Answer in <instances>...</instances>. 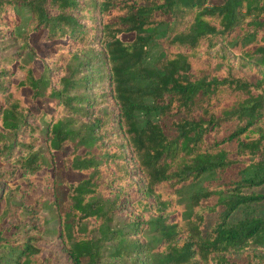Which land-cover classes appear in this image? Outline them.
<instances>
[{
  "label": "trees",
  "instance_id": "16d2710c",
  "mask_svg": "<svg viewBox=\"0 0 264 264\" xmlns=\"http://www.w3.org/2000/svg\"><path fill=\"white\" fill-rule=\"evenodd\" d=\"M3 198L0 264H50L53 219L72 264H264V0H0Z\"/></svg>",
  "mask_w": 264,
  "mask_h": 264
},
{
  "label": "rangeland",
  "instance_id": "374dc122",
  "mask_svg": "<svg viewBox=\"0 0 264 264\" xmlns=\"http://www.w3.org/2000/svg\"><path fill=\"white\" fill-rule=\"evenodd\" d=\"M46 31L45 29H40L36 32H32L29 35V39L31 41V44L36 48L37 54L40 57H49L51 60L55 57V45L61 43L60 40H47L46 39ZM122 39L124 40H131L132 34H122ZM2 44L5 46L6 50L5 52H10L16 49V46H14V42L11 39H7L2 42ZM51 60H45L42 59H36L33 61V66L35 68V72H40L43 70V67L49 63L51 65ZM14 66V65H13ZM14 76H20V73L18 71H14ZM23 96H25V102L28 103V105L32 108L34 111H39L40 109H43L45 111H50V104L51 99L49 98H38V99H31L30 93L28 90L22 91ZM69 151L68 147H64L61 149L60 152L56 153V163L60 166V161L63 156H65ZM68 170H61L62 176L66 174V177L68 180H72L71 176L68 174ZM63 176V177H64ZM42 178V175L37 174L35 179L34 186L28 187L25 185L20 177H16L9 185L11 188L17 187V185L20 183V188H23L24 190L18 191L15 193L14 200L16 202L22 201L25 202L26 205H29L34 202L35 198L40 196L43 193V183L40 182ZM57 183H54V187ZM2 190V188H1ZM58 195L64 199L66 188L63 185L59 186L58 189ZM6 199H0V211L3 208L5 204ZM14 204L11 203V206ZM123 213L114 215L113 221L111 222V225L116 228H120L125 226L126 227V220L128 219V214L130 213V209L128 207L123 208ZM51 217V215H50ZM13 222H18V220H13ZM21 223L27 224V215L23 217V219L20 221ZM47 227L49 228L50 232L47 234L44 239L41 242H38V246L40 248L41 258H46L49 260L50 264H72L70 260L68 259L63 244L61 243L60 239H58L57 235V227H58V220L53 219L50 220L47 224ZM2 228H4L3 234L9 236L14 230L9 224L4 223ZM20 236L22 237L23 234L20 233Z\"/></svg>",
  "mask_w": 264,
  "mask_h": 264
}]
</instances>
